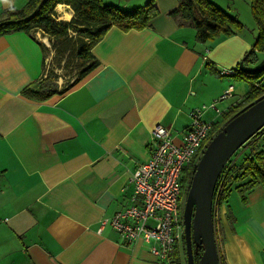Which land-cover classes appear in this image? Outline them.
<instances>
[{
	"label": "crops",
	"instance_id": "obj_1",
	"mask_svg": "<svg viewBox=\"0 0 264 264\" xmlns=\"http://www.w3.org/2000/svg\"><path fill=\"white\" fill-rule=\"evenodd\" d=\"M146 1L102 0L122 9ZM209 1L221 8V0ZM26 2L0 0V13ZM155 5L146 28L110 27L91 49L98 66L44 101L22 91L46 75L47 43L22 31L0 37V264H157L148 243L124 242L102 221L130 204V178L154 149L153 130L166 127L180 143L193 109L229 86L234 93L222 71L253 43L243 31L198 42L169 15L178 0ZM246 93L203 117L220 122ZM252 149L263 151L264 164V131L242 154ZM248 180L231 182L213 206L221 264H264V184L240 192Z\"/></svg>",
	"mask_w": 264,
	"mask_h": 264
},
{
	"label": "trees",
	"instance_id": "obj_2",
	"mask_svg": "<svg viewBox=\"0 0 264 264\" xmlns=\"http://www.w3.org/2000/svg\"><path fill=\"white\" fill-rule=\"evenodd\" d=\"M249 2L258 34L250 50L240 60L245 67L256 66L264 59V56L261 59L257 56V53H264V0H249ZM57 4H66L72 8L71 20L58 19L54 13ZM157 15L158 9L155 0H147L143 5L132 9H122L115 4H105L102 0H27L21 8L9 7L1 11L0 37L19 31L29 34L33 31H40L53 43L62 44L71 37L70 33H74L79 39L75 52V57L81 67L77 78L79 81L98 66V61L91 49L102 39L110 27L116 26L122 31L141 30L149 26L150 21ZM169 15L180 26L193 28L196 31L198 42H205L220 36L230 37L243 28L237 17L228 14L209 0H178V6L170 11ZM239 62L233 68L234 74L230 77L245 81L248 84V91L242 101L229 107L227 112L223 114L221 121L215 125L218 131L234 115L264 94V85L260 81L264 76V68L259 72L247 73L240 70ZM209 67L211 68V65ZM211 69L217 74L213 68ZM52 81L50 77L46 76L39 81L42 83L37 89H33V85L38 81L25 87L22 94L36 101H44L53 95L66 92L65 90L58 91ZM262 131H264V127L241 147L253 141ZM262 155L263 151L257 152L252 149L251 155L245 156L238 166L230 159L218 177L213 200H215L216 191L221 183H223V190L219 199L220 202L226 198L231 182H239L249 178L248 181L238 187L240 192L248 191L259 183L264 184ZM195 168L196 165L192 162L184 170L181 181L180 209H182V198L189 187ZM202 251L203 246L201 244L197 247L193 245L195 264L198 262ZM182 261V252L179 249L178 241H176L169 258V264H183ZM185 264H187V260Z\"/></svg>",
	"mask_w": 264,
	"mask_h": 264
},
{
	"label": "built area",
	"instance_id": "obj_3",
	"mask_svg": "<svg viewBox=\"0 0 264 264\" xmlns=\"http://www.w3.org/2000/svg\"><path fill=\"white\" fill-rule=\"evenodd\" d=\"M234 74L233 69L222 71ZM229 86L208 105L190 112V122L182 132L180 143H175L169 129L157 126L152 132L154 149L150 157L139 164L130 182L133 193L130 204L102 221L109 224L124 242L141 239L150 245V253L157 264H169V258L182 230V213L179 207L181 181L185 168L192 162L197 165L203 151L217 133V124L203 117L206 109L221 114L218 104L229 98ZM223 190L221 183L213 205L219 202Z\"/></svg>",
	"mask_w": 264,
	"mask_h": 264
},
{
	"label": "water",
	"instance_id": "obj_4",
	"mask_svg": "<svg viewBox=\"0 0 264 264\" xmlns=\"http://www.w3.org/2000/svg\"><path fill=\"white\" fill-rule=\"evenodd\" d=\"M240 70L259 72L264 59L256 66ZM264 127V94L244 107L225 123L207 144L192 175L183 206L182 220L187 264H195L193 245L203 246L196 264H220L215 223L213 194L216 182L232 155Z\"/></svg>",
	"mask_w": 264,
	"mask_h": 264
},
{
	"label": "rangeland",
	"instance_id": "obj_5",
	"mask_svg": "<svg viewBox=\"0 0 264 264\" xmlns=\"http://www.w3.org/2000/svg\"><path fill=\"white\" fill-rule=\"evenodd\" d=\"M110 1V0H109ZM221 9L226 11L232 16H235L238 18L240 23L243 25V28L241 31H243L250 39H252V43L254 42L255 37L258 34V30L255 24V21L253 19L250 3L248 0H221ZM63 9L66 10H72V8L68 5V7H63ZM54 13L58 17L57 12L54 8ZM63 20V19H60ZM37 32L40 31H33V36L39 37H47L46 35L37 34ZM70 38L65 41L62 44L53 43L50 41L47 37V45L43 44L44 46V67L46 76L50 77L52 82L55 83L58 91H67L74 85H76L79 81H77L78 74L81 71L80 63L75 57L76 48L78 46V37L74 33H70ZM41 40V39H40ZM259 58H263L262 56H259ZM43 77V78H44ZM42 78V79H43ZM40 79V80H42ZM234 84L236 85L234 93L232 95L234 98H239L242 96L245 92L248 91V84L243 80H235L231 77ZM38 80L37 83L33 85V89H37L40 86ZM77 81V82H76ZM261 84L264 85V76L260 79ZM231 95V96H232ZM236 101V99H234ZM228 102V101H226ZM225 102V103H226ZM224 103V102H223ZM224 103V104H225ZM245 146L239 148L230 158L231 161H234V159H237V157L243 158L245 157L244 152ZM188 190V189H187ZM186 193L182 198V209L181 213L183 212V206L185 202ZM184 233H183V220H182V230L179 233L178 237V245L179 249L182 252V262L183 264L186 263V257H185V246H184Z\"/></svg>",
	"mask_w": 264,
	"mask_h": 264
},
{
	"label": "bare ground",
	"instance_id": "obj_6",
	"mask_svg": "<svg viewBox=\"0 0 264 264\" xmlns=\"http://www.w3.org/2000/svg\"><path fill=\"white\" fill-rule=\"evenodd\" d=\"M56 10L59 13V19H63V20H71V14L70 11H64L63 9V5H56ZM41 41H43L44 43H47V40L45 37H40Z\"/></svg>",
	"mask_w": 264,
	"mask_h": 264
}]
</instances>
